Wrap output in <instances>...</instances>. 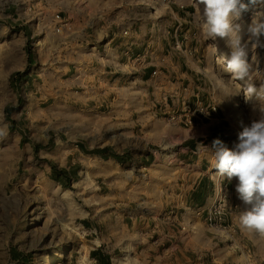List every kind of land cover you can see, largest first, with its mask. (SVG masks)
Instances as JSON below:
<instances>
[{
	"label": "crops",
	"instance_id": "crops-1",
	"mask_svg": "<svg viewBox=\"0 0 264 264\" xmlns=\"http://www.w3.org/2000/svg\"><path fill=\"white\" fill-rule=\"evenodd\" d=\"M121 2L0 0V30L15 39L9 61L13 67L10 80L18 96L101 116L106 122L104 131L116 124H128L130 128L121 130L130 133L128 143H106L93 151L113 167L124 166L128 176L132 172L134 176L146 174L163 164L162 178L150 191L146 212L136 208L132 213L133 245L125 250L132 264H264L258 252L251 255L247 248L249 242L259 243L257 235L241 230V212L229 206L236 183L220 176L210 163L215 152L213 141L219 139L230 149L231 134L225 115L214 101L213 89L200 81L197 61L188 63L180 58L185 50L196 52L195 34L188 30V11L172 10L164 40H159L152 38L156 32L152 26L165 18L152 19L148 12L129 10V15L123 14V23L118 12ZM55 13L60 14L61 22L54 19ZM59 24L61 34L55 49L65 53L61 56L67 61L56 76L52 69L58 61L44 69L38 57L31 51L28 55L26 45L29 39L52 34ZM173 43L179 48L178 61L159 54L154 63L146 62L148 53L170 52ZM154 69L167 73L155 76ZM136 82L143 85V105L138 108L134 107ZM150 94L155 95L160 108L156 104L152 107L147 98L145 106V96ZM211 103L217 104V109L208 117L191 113L196 106ZM173 113L180 117L177 121L169 120ZM186 116L191 123L184 122ZM136 122L140 123L137 130ZM145 127L157 130L147 134ZM152 140L164 145L169 159H158L157 150L149 147ZM120 147L127 150L115 149ZM220 198L221 219L209 222L211 208ZM96 246L90 252L106 255L113 264L108 245L100 242Z\"/></svg>",
	"mask_w": 264,
	"mask_h": 264
},
{
	"label": "rangeland",
	"instance_id": "rangeland-1",
	"mask_svg": "<svg viewBox=\"0 0 264 264\" xmlns=\"http://www.w3.org/2000/svg\"><path fill=\"white\" fill-rule=\"evenodd\" d=\"M124 1L118 6L119 15L122 14L119 21L123 23L126 22L122 20L123 14L129 15V10L148 12L152 19L165 18L152 26L156 29L152 38L159 40H164L172 20L171 11H188L186 19L191 26L188 30L195 34L196 52L185 50L180 57L179 48L173 43L170 52L148 53L146 62L154 63L159 54L167 55L170 61H178V56L183 62L197 61L200 81L213 89L214 101L226 117L232 139H238L244 126L264 114L261 112L264 97L253 95L246 102V83L235 80L225 70L223 58L230 54L225 40L212 41L205 37L198 16V7L202 11L204 6L199 0H127L133 4ZM252 15L250 9L238 21L242 25L243 41L248 40L247 26ZM60 34L54 31L28 41L31 54L38 57L42 68L58 61L52 69L56 76L62 73L60 65L67 61L61 56L66 54L55 49ZM14 45V36L0 30V127L8 131L0 138V264H98L89 252L100 242L108 245L113 264H132L129 253H125L133 245L132 213L136 208L146 212L150 191L162 178L163 164L153 166L149 172L144 170L146 174L134 176L132 172L128 176L124 166L113 167L93 153L106 143H128L130 133L121 131L130 128L128 124H116L104 131L106 122L101 116L82 114L61 103L55 106L47 101L38 103L31 96L19 97L10 80L13 67L9 56ZM138 54L142 58V53ZM248 60L253 68L251 82L258 87L264 82V35L254 50L249 45ZM187 69L194 70L189 66ZM154 70L160 73H153L155 76L167 73ZM133 86L134 107H142L143 85L136 82ZM150 95L145 96V106L147 98L152 107L156 104L160 108L155 95ZM185 106L188 108L187 103ZM135 127L139 129L140 123L136 122ZM156 130L144 129L147 134ZM149 147L157 150L158 159L168 158L160 141L152 140ZM115 149L127 150L126 147ZM229 182L237 183V180L232 178ZM229 206L237 209V213L250 207L238 198L237 192ZM38 210L42 211L41 220L35 218ZM257 237L259 243L249 242L247 248L251 255L258 252L264 262V237Z\"/></svg>",
	"mask_w": 264,
	"mask_h": 264
},
{
	"label": "clouds",
	"instance_id": "clouds-1",
	"mask_svg": "<svg viewBox=\"0 0 264 264\" xmlns=\"http://www.w3.org/2000/svg\"><path fill=\"white\" fill-rule=\"evenodd\" d=\"M199 3L204 6L202 11L198 7L201 29L209 40H225L230 49V54L223 58L225 70L235 80L246 83L245 101L249 102L253 95L264 97V82L258 87L251 82L253 68L248 60L249 45L254 50L264 35V0H199ZM250 9L253 15L247 26L248 40L243 41L242 25L238 21ZM7 134V128L0 127V138ZM238 139L234 150L219 139L214 140L215 152L210 163L220 176L236 178L238 198L250 205L239 215L241 230L264 237V114L244 126Z\"/></svg>",
	"mask_w": 264,
	"mask_h": 264
},
{
	"label": "built area",
	"instance_id": "built-area-1",
	"mask_svg": "<svg viewBox=\"0 0 264 264\" xmlns=\"http://www.w3.org/2000/svg\"><path fill=\"white\" fill-rule=\"evenodd\" d=\"M54 19L58 22H61L60 20V14L59 13H55L54 14ZM61 24L56 25L54 27V31L55 32H60L61 29ZM154 74H160L157 73L156 71H153ZM217 109V104L215 103H211V104H207V105H198L195 108L191 109V113L195 114V115H199L201 117H208L211 113V111H214ZM180 117L178 116V114H172L169 116V120L170 121H177ZM183 120L185 123L189 124L191 123V119L189 117H183ZM229 143V147L230 149L234 150L235 146L239 143V139L235 138V139H230ZM222 198L217 199L216 203L213 205V207L211 208V211L209 213V217L208 220L209 222H213V221H219L221 219L222 213H223V207L221 204Z\"/></svg>",
	"mask_w": 264,
	"mask_h": 264
},
{
	"label": "trees",
	"instance_id": "trees-1",
	"mask_svg": "<svg viewBox=\"0 0 264 264\" xmlns=\"http://www.w3.org/2000/svg\"><path fill=\"white\" fill-rule=\"evenodd\" d=\"M26 52L28 53V55L30 54V46H29V44L26 45ZM28 61H29V63H31L29 57H28ZM5 111H6V118H7L8 115H9L8 114V112H9L8 107L5 108ZM90 255L92 257H94L99 264H111L109 259L106 257V255H102V254H100L99 252H96V251L90 252Z\"/></svg>",
	"mask_w": 264,
	"mask_h": 264
},
{
	"label": "bare ground",
	"instance_id": "bare-ground-1",
	"mask_svg": "<svg viewBox=\"0 0 264 264\" xmlns=\"http://www.w3.org/2000/svg\"><path fill=\"white\" fill-rule=\"evenodd\" d=\"M213 53H216V50H214ZM35 207H37V206H35ZM37 208H38V207H37ZM35 214H36V213H35ZM35 218H36L37 220H39L40 218L42 219V211H39V210H38ZM36 219H35V220H36ZM41 219H40V220H41ZM48 261H49V260H48ZM47 264H51V262H49V263H47Z\"/></svg>",
	"mask_w": 264,
	"mask_h": 264
}]
</instances>
